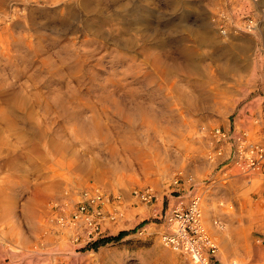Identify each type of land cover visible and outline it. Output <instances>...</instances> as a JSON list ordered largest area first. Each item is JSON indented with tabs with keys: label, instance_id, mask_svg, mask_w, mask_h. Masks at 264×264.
<instances>
[{
	"label": "rangeland",
	"instance_id": "obj_1",
	"mask_svg": "<svg viewBox=\"0 0 264 264\" xmlns=\"http://www.w3.org/2000/svg\"><path fill=\"white\" fill-rule=\"evenodd\" d=\"M0 8V264H186L161 234L194 188L223 263L264 264L262 177L212 137L264 144V0ZM143 189L153 204L132 197ZM97 191L122 216L74 242L58 206Z\"/></svg>",
	"mask_w": 264,
	"mask_h": 264
},
{
	"label": "built area",
	"instance_id": "obj_2",
	"mask_svg": "<svg viewBox=\"0 0 264 264\" xmlns=\"http://www.w3.org/2000/svg\"><path fill=\"white\" fill-rule=\"evenodd\" d=\"M226 35L225 30H221ZM214 142L222 146L231 144L232 162L244 174H257L262 177L264 186V144L254 143L246 131L231 136L230 132L215 129L212 133ZM222 150L220 148L219 153ZM182 181L190 183L191 177H181L174 181L178 186ZM132 197L146 205L157 199L150 189L136 190ZM180 198L171 205L164 218L161 239L165 247L182 256L186 264H225L220 256V245L205 226L201 202L202 196L195 188L188 195L189 201ZM120 201L121 197H114ZM122 216L119 204L101 192L83 194L74 204L62 203L58 206L57 218L60 226L71 234L74 242L91 244L106 236V224L115 223ZM226 264H242L237 259H230Z\"/></svg>",
	"mask_w": 264,
	"mask_h": 264
},
{
	"label": "bare ground",
	"instance_id": "obj_3",
	"mask_svg": "<svg viewBox=\"0 0 264 264\" xmlns=\"http://www.w3.org/2000/svg\"><path fill=\"white\" fill-rule=\"evenodd\" d=\"M2 6H3V5H2ZM0 9H1V8H0ZM162 59H163V58H162ZM160 63H161V62H160ZM167 70H168V68H167ZM171 70H172V69H171ZM168 71H169V70H168ZM167 73L169 74L170 71H169V72L166 71V74H167ZM168 74H167V75H168ZM165 77H166V76H165ZM184 97H185V96H184ZM201 208H202V214H203L202 202H201ZM203 219H204V215H203ZM204 223H205V221H204ZM218 224H219V222H217V225H218ZM220 228H221V227H220ZM222 229H223V228H222ZM218 244H219V243H218Z\"/></svg>",
	"mask_w": 264,
	"mask_h": 264
}]
</instances>
